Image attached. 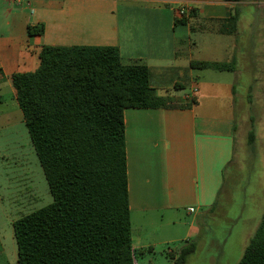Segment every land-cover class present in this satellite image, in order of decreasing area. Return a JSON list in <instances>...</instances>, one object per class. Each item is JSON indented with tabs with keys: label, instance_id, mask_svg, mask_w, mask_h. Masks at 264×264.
I'll use <instances>...</instances> for the list:
<instances>
[{
	"label": "crops",
	"instance_id": "0c3cea01",
	"mask_svg": "<svg viewBox=\"0 0 264 264\" xmlns=\"http://www.w3.org/2000/svg\"><path fill=\"white\" fill-rule=\"evenodd\" d=\"M2 3L11 19L5 20L4 27L0 25V85H9L13 95L10 75L35 69L41 45H113L124 62L138 60L149 66L151 84L157 94L170 96L175 104H186L124 108L128 204L132 246L141 256L153 252L158 244L183 241L182 246L195 240L193 237L200 232L195 220L208 214L222 189L224 168L233 160L236 123L232 107L236 82L219 83L233 94L228 111H210L207 103L199 101L193 68L189 65L191 59H196L190 37L192 22L203 20L199 27L213 37H201L203 56L198 60L221 61V52L232 50L234 44L222 45L219 37H238L240 17L236 32L231 34L220 31L221 23L247 1L2 0ZM180 7L186 8L187 20L175 25ZM191 10H195L194 14ZM28 24H42L43 33L29 36ZM229 57L234 55L229 53ZM232 71H238L237 65ZM169 72L182 73L192 93L181 95L157 80ZM173 86L180 88L184 83L174 81ZM178 252L170 247L165 251L173 259ZM4 254L0 236V255ZM13 258L17 262V249ZM5 261L14 264L9 259L1 262Z\"/></svg>",
	"mask_w": 264,
	"mask_h": 264
},
{
	"label": "trees",
	"instance_id": "16d2710c",
	"mask_svg": "<svg viewBox=\"0 0 264 264\" xmlns=\"http://www.w3.org/2000/svg\"><path fill=\"white\" fill-rule=\"evenodd\" d=\"M239 17L235 8L220 31L236 32ZM186 20L183 15L174 23ZM43 30L42 24L27 25L29 36ZM38 59L35 69L12 73L10 82L52 200L12 221L17 262L135 264L123 110L186 104L157 94L149 66L124 62L113 45L43 44ZM189 65L233 70L236 62L191 59ZM253 138L251 129L250 143ZM196 245L183 244L173 264H183ZM236 264H264V212Z\"/></svg>",
	"mask_w": 264,
	"mask_h": 264
},
{
	"label": "rangeland",
	"instance_id": "374dc122",
	"mask_svg": "<svg viewBox=\"0 0 264 264\" xmlns=\"http://www.w3.org/2000/svg\"><path fill=\"white\" fill-rule=\"evenodd\" d=\"M239 5L238 37L220 35L222 45L234 44L221 52L222 62L235 60L238 71L213 68L195 69L199 101L213 112L228 111L233 94L221 82H236L232 113L235 116L234 155L232 165L224 172L222 194L214 211L195 220L199 235L193 237L196 250L183 264H236L256 230L264 212V0H244ZM5 14L0 0V25L11 17ZM13 19V17H12ZM203 20L193 21L190 33L193 57L201 54V37L213 38L199 27ZM4 30V28H3ZM2 30V31H3ZM203 32V33H202ZM233 54L234 57L227 58ZM162 85L179 94H191L183 74L165 73ZM174 81L183 82L176 88ZM231 111V110H230ZM254 138L249 142V132ZM52 200L43 169L35 153L22 112L11 87L0 85V236L5 245L4 259L13 261L16 241L12 221ZM135 225V216L132 217ZM192 238V239H193ZM183 241L158 244L153 252L141 256L135 251L137 264H173L165 251H179Z\"/></svg>",
	"mask_w": 264,
	"mask_h": 264
},
{
	"label": "built area",
	"instance_id": "2783aa9c",
	"mask_svg": "<svg viewBox=\"0 0 264 264\" xmlns=\"http://www.w3.org/2000/svg\"><path fill=\"white\" fill-rule=\"evenodd\" d=\"M189 10V9H188ZM187 10V11H188ZM177 14L182 17L184 14H186V8L185 7H180L178 10H177ZM190 211L193 210L192 207L189 208Z\"/></svg>",
	"mask_w": 264,
	"mask_h": 264
}]
</instances>
